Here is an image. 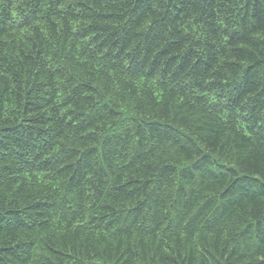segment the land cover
Here are the masks:
<instances>
[{"label":"trees","instance_id":"obj_1","mask_svg":"<svg viewBox=\"0 0 264 264\" xmlns=\"http://www.w3.org/2000/svg\"><path fill=\"white\" fill-rule=\"evenodd\" d=\"M0 264H264V0H0Z\"/></svg>","mask_w":264,"mask_h":264}]
</instances>
